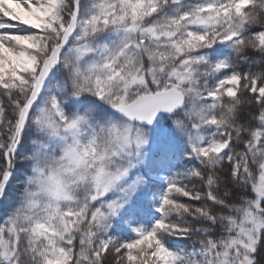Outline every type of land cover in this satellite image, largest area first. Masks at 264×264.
<instances>
[{
  "label": "snow or ice",
  "instance_id": "obj_1",
  "mask_svg": "<svg viewBox=\"0 0 264 264\" xmlns=\"http://www.w3.org/2000/svg\"><path fill=\"white\" fill-rule=\"evenodd\" d=\"M0 264H264V0H0Z\"/></svg>",
  "mask_w": 264,
  "mask_h": 264
},
{
  "label": "trees",
  "instance_id": "obj_2",
  "mask_svg": "<svg viewBox=\"0 0 264 264\" xmlns=\"http://www.w3.org/2000/svg\"><path fill=\"white\" fill-rule=\"evenodd\" d=\"M255 70H259V69H254ZM245 112H246V109H245ZM11 188L12 190L14 191L16 189V185H15V182L13 181V183L11 184Z\"/></svg>",
  "mask_w": 264,
  "mask_h": 264
}]
</instances>
